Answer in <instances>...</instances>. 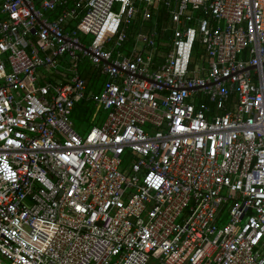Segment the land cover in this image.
<instances>
[{
    "label": "built area",
    "instance_id": "obj_1",
    "mask_svg": "<svg viewBox=\"0 0 264 264\" xmlns=\"http://www.w3.org/2000/svg\"><path fill=\"white\" fill-rule=\"evenodd\" d=\"M0 256L264 264V0H0Z\"/></svg>",
    "mask_w": 264,
    "mask_h": 264
},
{
    "label": "trees",
    "instance_id": "obj_2",
    "mask_svg": "<svg viewBox=\"0 0 264 264\" xmlns=\"http://www.w3.org/2000/svg\"><path fill=\"white\" fill-rule=\"evenodd\" d=\"M164 14V10L161 9L160 10V14H159V34L158 37L156 38V42L158 43V45L160 44V49L165 50V46H163L161 44V42L168 40V38L171 35L170 30H166V31H162V28L165 26H168V20L165 16H163ZM163 16V17H162ZM149 26L148 22H145L143 27L146 28ZM141 28L140 24L138 21L133 22L128 31H127V40L126 42L123 44L124 47H129L131 45L132 42V37L134 36V34L136 33V31H138V29ZM200 45V44H197ZM202 47V45H201ZM204 54V49L202 47L201 52L199 54V59L203 56ZM89 74H91L89 71H87ZM86 78L88 77L87 74L84 75ZM89 79V78H88ZM91 84H89V87H91L93 84H95V82L92 80V82H90ZM94 110V104L92 103V100L89 101H82L80 102L78 105H76V107L74 108L73 111V115L72 117L74 118V120L76 121V125L80 126L81 125V121H88V119L91 116V113Z\"/></svg>",
    "mask_w": 264,
    "mask_h": 264
},
{
    "label": "rangeland",
    "instance_id": "obj_3",
    "mask_svg": "<svg viewBox=\"0 0 264 264\" xmlns=\"http://www.w3.org/2000/svg\"><path fill=\"white\" fill-rule=\"evenodd\" d=\"M90 37H91V36H86V39H90ZM197 44H198V43H197ZM197 44L195 45L194 50H193V54H192V64H193V65H194V64H199V63H200V60H199V54H200V52H201L202 47H201V44H200V45H197ZM85 62L88 63L87 60H85ZM64 66H65V63H64V62H61L60 64H58V66H57V70H59V71H65ZM81 66H82V63L80 64V67H81ZM40 70H41L42 72L45 73V69H44V68H40ZM53 76H55V75H53ZM103 116H104V112H101L99 118H100V117H103ZM72 119H73V122H74L75 130H76L78 133H80L81 135L84 134V132H85V130H86V128H87V124L84 123V124L82 125V128H79V127H77V125H76V121L74 120L73 117H72ZM0 263H1V264H9L8 260H7V259H4L2 256H0Z\"/></svg>",
    "mask_w": 264,
    "mask_h": 264
},
{
    "label": "crops",
    "instance_id": "obj_4",
    "mask_svg": "<svg viewBox=\"0 0 264 264\" xmlns=\"http://www.w3.org/2000/svg\"><path fill=\"white\" fill-rule=\"evenodd\" d=\"M168 27H169V24H168V26H165V27H163V28H165L166 30H170V29H168ZM148 27H146V28H144L143 27V25L141 26V28H139L138 29V31H140V30H146ZM158 28H159V30H160V27L158 26ZM162 28V31H166V30H164ZM138 31H136V32H138ZM171 32V31H170ZM171 36V35H170ZM170 39V37L168 38V40ZM165 41H167V40H165ZM125 48H128V47H125ZM87 71H89L91 74H89ZM85 74H87L88 75V77L86 78L84 75ZM83 76L87 79V81H88V84H91L90 82H92V80L95 82V81H97L98 79L97 78H95L94 76H92V72L87 68V69H85V71L83 72ZM89 78V79H88ZM93 86V85H92ZM92 114V113H91ZM91 117V116H90ZM100 118H102V117H100ZM90 119V118H89ZM88 119V120H89ZM101 120H99V122H100ZM84 123H86L87 124V126H88V121L86 120V121H84V122H82L81 121V125L80 126H77V127H79V128H82V125L84 124Z\"/></svg>",
    "mask_w": 264,
    "mask_h": 264
},
{
    "label": "water",
    "instance_id": "obj_5",
    "mask_svg": "<svg viewBox=\"0 0 264 264\" xmlns=\"http://www.w3.org/2000/svg\"><path fill=\"white\" fill-rule=\"evenodd\" d=\"M250 68H253V67H250Z\"/></svg>",
    "mask_w": 264,
    "mask_h": 264
}]
</instances>
